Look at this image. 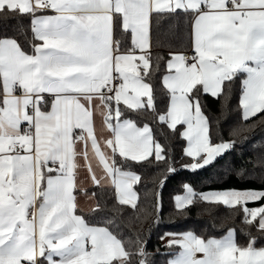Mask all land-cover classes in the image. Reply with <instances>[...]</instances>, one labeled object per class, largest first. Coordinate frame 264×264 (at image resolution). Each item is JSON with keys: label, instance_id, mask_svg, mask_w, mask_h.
<instances>
[{"label": "snow or ice", "instance_id": "snow-or-ice-1", "mask_svg": "<svg viewBox=\"0 0 264 264\" xmlns=\"http://www.w3.org/2000/svg\"><path fill=\"white\" fill-rule=\"evenodd\" d=\"M10 20L15 35L0 36V264H152L146 237L166 180L207 171L264 127V0H0V21ZM237 81L239 122L215 142L207 97L221 101L219 125ZM146 115L170 130L166 143ZM251 147L225 172L260 187L183 182L177 215L223 206L232 224L219 237L164 232V264H264V144ZM135 167L161 173L143 206Z\"/></svg>", "mask_w": 264, "mask_h": 264}, {"label": "trees", "instance_id": "trees-1", "mask_svg": "<svg viewBox=\"0 0 264 264\" xmlns=\"http://www.w3.org/2000/svg\"><path fill=\"white\" fill-rule=\"evenodd\" d=\"M25 27L28 24L27 19H24L22 22ZM18 22L15 20H10L7 23L0 21V36L15 35V29ZM158 87V81H150ZM239 82L233 87V95L231 99V111L227 114V119L220 118L219 125L216 123V119L219 116L221 109V101L214 100L210 96L207 97V106L205 111L213 119V140L219 142L217 133L219 137L227 140L231 137L229 136L230 127L234 126L239 122ZM166 104V99L161 98L160 93H157V107L159 111L164 110V105ZM259 116V114H257ZM255 119V118H253ZM143 122H148L152 127L155 137L161 141V143H166V138L170 137V130L167 129L166 125L158 124L153 120L151 115H146ZM139 126H142V122ZM180 127V126H177ZM250 139L244 142L241 146L238 144L237 149L233 151L230 155H226L223 160H220L218 164L214 167H210L207 171L200 170L199 174L192 172L180 171L178 174L170 176L162 188V198H163V207L160 213L161 222L158 227H153L151 229L150 237H146L147 244L146 249L149 253V259L152 261V264H164L165 257L161 255H156L157 249L159 248L163 252L162 241L159 239L160 235L164 232H182L188 229L194 230L197 234H210L216 237H219L223 234L225 228L232 224L231 220H223L222 218L228 215L227 210L221 206L218 210L208 213L201 212L197 214V208H192L190 215L185 218L184 216L177 215L174 206H173V197L176 195L183 194L182 184L183 182H188L194 186L198 192L207 191L210 189H223V188H246L253 187L258 188L260 184L258 181L252 179L251 177H245L241 180L236 175L225 172V167L235 168L239 167L244 163L249 156L253 155L252 144H264V127L257 126V128L249 134ZM185 142L182 141L178 136L173 141V155L176 160V168L179 169L182 163V147ZM243 153L244 159L241 158ZM133 171L141 174L142 180L138 185L134 186V189L138 193L139 202L143 206L147 200H151V193L154 191L153 180L158 179L161 173L155 168H146L141 169L135 167ZM209 177L211 181L209 182ZM89 193L93 191V188L87 189ZM111 204L112 201L110 200ZM249 207L255 206L254 204H249ZM200 207H203L202 205ZM213 223L216 224V227H213ZM148 225L145 222L143 225L136 224L135 230L140 231L141 228H146ZM235 227L237 228V239L239 242L243 243L244 238L239 235V217L236 218ZM130 232V229H126Z\"/></svg>", "mask_w": 264, "mask_h": 264}, {"label": "crops", "instance_id": "crops-1", "mask_svg": "<svg viewBox=\"0 0 264 264\" xmlns=\"http://www.w3.org/2000/svg\"><path fill=\"white\" fill-rule=\"evenodd\" d=\"M100 128H101V119H100L99 117H97V118H96V129H97V135H98V137H99V135H100ZM104 135L107 136V132H105ZM185 143H186V142H185ZM85 175H86V173H85L84 171H81V178H83ZM84 187H85L86 189H89V188H91L92 186H91L90 183L85 182ZM79 203H80V205H81L83 208H85V209L89 206L88 203H87L84 199H80Z\"/></svg>", "mask_w": 264, "mask_h": 264}, {"label": "rangeland", "instance_id": "rangeland-1", "mask_svg": "<svg viewBox=\"0 0 264 264\" xmlns=\"http://www.w3.org/2000/svg\"><path fill=\"white\" fill-rule=\"evenodd\" d=\"M181 195H183V194H181Z\"/></svg>", "mask_w": 264, "mask_h": 264}]
</instances>
